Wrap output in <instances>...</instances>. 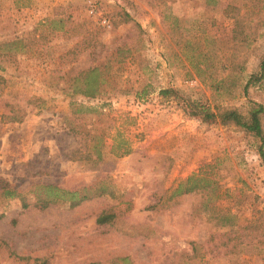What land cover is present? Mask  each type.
Listing matches in <instances>:
<instances>
[{
  "label": "rangeland",
  "instance_id": "rangeland-1",
  "mask_svg": "<svg viewBox=\"0 0 264 264\" xmlns=\"http://www.w3.org/2000/svg\"><path fill=\"white\" fill-rule=\"evenodd\" d=\"M261 59L264 0H0V186L28 205L46 184L86 196L40 210L0 193V264H264V215L227 239L264 209L258 142L158 94L246 114L264 107ZM91 68L87 98L73 88ZM250 74L263 77L244 92ZM192 175L216 192L170 196Z\"/></svg>",
  "mask_w": 264,
  "mask_h": 264
},
{
  "label": "trees",
  "instance_id": "trees-1",
  "mask_svg": "<svg viewBox=\"0 0 264 264\" xmlns=\"http://www.w3.org/2000/svg\"><path fill=\"white\" fill-rule=\"evenodd\" d=\"M82 22L85 24V20H82ZM89 32H86L85 36L82 38V47L80 49H86L89 46L90 43V36H88ZM6 45L9 44V42L5 43ZM259 68H264V59H261L259 62ZM95 68H91L86 72H81V74H87L89 72L95 71ZM263 76L261 74H250L248 76L246 82L244 83L242 90L245 92L247 90V87L258 80H260ZM77 86L73 88V91H78L82 96L87 98H93L95 97V94L97 92L96 85H90L87 77L85 75L81 79V85L80 90H76ZM158 94L162 98H168L172 99L177 106H179L184 113H186L189 116L197 117L203 122H212L215 121L221 125H231L236 127L239 131L243 132L244 134H247L251 136L258 144H256V153L258 157L260 158V161L264 168V151L262 149V143L264 139V129L262 126V118L264 115V107L260 103L255 102H249V106L247 108L246 114H241L237 109L235 108H222L220 110L213 111V109L209 108L204 103L190 99L188 96H184L183 93L175 87L167 86L163 88H159ZM4 105L8 108L6 113H2L1 116L5 118L6 122H20L25 114L23 109L20 108H13L11 105L9 106L7 102H4ZM122 150L120 154H126L129 152V147L127 144L122 145ZM215 165L212 162H203V164L200 166V172L204 175L207 174H213ZM202 181V178H197V176H189L186 177L183 181H180L174 186L171 190L170 196H177L182 194H188L191 191L202 187L205 190L211 191L212 194H214L217 189V182L216 181H210V180H203L202 183H199ZM5 184H2L0 186L1 188V195L3 197L7 198H13V197H19L21 201V207L22 209H27L28 207H35L37 209H44L49 204L55 203L58 201H62L61 193H68L69 197L68 199L72 202V204L78 203L80 200L85 198L86 196H77V191H63L62 189L54 186V185H41L39 188L42 190V196L39 193H36L34 201L28 205L26 202L23 201V197L20 193L15 192L14 189L7 188L3 186ZM228 213L224 215L225 218L228 217ZM264 215V209L255 210L254 216L248 221V223L240 228L236 227L233 229L230 227V231L228 234L234 233V238H227L228 240H233V243L242 242L241 239H238L241 234H243L244 230L250 229L252 231L258 230L260 227V224L258 223L259 216ZM111 218L110 214H100L96 217L95 221L96 223L102 224ZM258 243V242H257ZM257 243H250L249 248H252L254 251L258 252V244ZM251 251V249H250ZM122 261L124 263L126 262V258H122Z\"/></svg>",
  "mask_w": 264,
  "mask_h": 264
},
{
  "label": "built area",
  "instance_id": "built-area-1",
  "mask_svg": "<svg viewBox=\"0 0 264 264\" xmlns=\"http://www.w3.org/2000/svg\"><path fill=\"white\" fill-rule=\"evenodd\" d=\"M88 13H89L90 15H96V16H97V20H98V22H99L103 27L109 28V22H108L107 18L104 17V16H102V15H100V14H98V12L94 9L93 6H91V5L89 6V8H88Z\"/></svg>",
  "mask_w": 264,
  "mask_h": 264
}]
</instances>
